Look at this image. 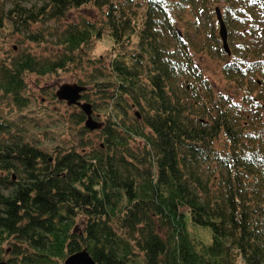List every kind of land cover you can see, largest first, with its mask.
Returning <instances> with one entry per match:
<instances>
[{
	"label": "trees",
	"instance_id": "1",
	"mask_svg": "<svg viewBox=\"0 0 264 264\" xmlns=\"http://www.w3.org/2000/svg\"><path fill=\"white\" fill-rule=\"evenodd\" d=\"M82 8L100 19L64 22ZM1 31L23 37L0 60V259L6 245L10 264L83 249L96 264H264V0H0ZM105 32L114 57L98 69L85 50ZM45 41L48 58L14 53ZM194 55L219 65L224 87ZM82 62L91 72L77 85L92 83L101 105L81 99L103 122L79 137L98 143L83 137L50 158L29 136L32 116H50L30 107L26 78Z\"/></svg>",
	"mask_w": 264,
	"mask_h": 264
},
{
	"label": "rangeland",
	"instance_id": "2",
	"mask_svg": "<svg viewBox=\"0 0 264 264\" xmlns=\"http://www.w3.org/2000/svg\"><path fill=\"white\" fill-rule=\"evenodd\" d=\"M41 2L42 0H18V3L24 6H39ZM82 19L89 22H94L98 21L100 17L98 14H96L95 11H92L88 8H82L79 10L71 11L63 20L64 22H78ZM52 25V23L37 25L34 26V30L46 32L47 30L51 29ZM7 29H10V26L7 25L5 30ZM22 37V35L16 34L7 35L5 31L0 32V60L6 59L3 55L4 53H7L8 57H12L14 55L11 51V47L16 46V42ZM111 46H113V44L109 40L107 32H105L102 34V37L98 41H93L86 50L84 49L85 51H87L84 58H89L90 60H94V62L101 58V62L98 63L97 61V63H95V67L98 69H102L103 66L109 63L110 59L114 57L113 54L110 55V51H112L110 50L112 48ZM54 48L55 45L53 41H45L44 43H41V45H33L24 42L23 45L14 50V53L23 50L25 52H32L36 56H40V58H48L53 55L54 51H56V48ZM194 56V64L197 65L198 63H200L201 76L210 81L211 84H214L215 86H218L220 88L224 87L225 81L223 79V76L219 72V65L217 63H213L210 60L204 61L202 64L200 60H198L197 56ZM82 64L86 65L88 68L84 69L83 71L77 69H69L42 78L33 75L26 78V91H28V95H30L34 101L33 103H31L30 107L33 109L35 108L36 112L39 111V108H41V110L49 112L50 116L48 118L44 117V120L32 116L37 120V124L40 126L39 128H41V130H37L39 128H34L31 130L32 134H29V136L36 140V144L39 148L48 152V156L50 158L56 155V149L59 145L61 146L60 151L63 152L64 150H68L66 148L70 146H77L78 140H82L83 137L91 139L93 141L92 145H96L98 143L95 134H83V137H79V131L83 128L85 121L84 119L82 122L78 121L76 124V120L74 119L73 115L79 113V108L75 106H67L64 101L61 102L59 100H56L55 98V93L60 86L77 84L79 80H82L87 73L89 74L91 72V66H89V64H86L85 62H82ZM85 87V93H87L86 95L90 98V100H95L100 106V96L98 94L97 96H95V93L92 89L94 88V85L92 83H89L88 85H85ZM81 103L89 102L81 99ZM93 112V119L97 122H103L102 118L100 116H97L99 114H96L95 110ZM13 115L19 116L18 113ZM39 141L41 142L40 145ZM181 211L186 212V209L183 208L181 209ZM189 230L192 232L193 236L202 239L204 244H209L211 242L210 234L206 230H202L199 228H196V230L189 228ZM3 249L4 253L0 259V262L4 261L7 264H10L9 256L11 255L7 249V246H3ZM134 259V261L127 264H144L141 255L135 257ZM12 261L18 263L16 259ZM63 263L64 262H59V264Z\"/></svg>",
	"mask_w": 264,
	"mask_h": 264
},
{
	"label": "water",
	"instance_id": "3",
	"mask_svg": "<svg viewBox=\"0 0 264 264\" xmlns=\"http://www.w3.org/2000/svg\"><path fill=\"white\" fill-rule=\"evenodd\" d=\"M217 20L219 22V36L221 38L223 48L228 52L226 45V31L221 15L219 11H216ZM85 91L84 88L79 87L77 84L73 85H62L58 88L55 93V96L59 101L66 102L67 105H75L81 109V111L86 115V120L84 126L89 131H94L100 129L102 125L92 119V110L91 106L87 103H81L82 93ZM0 264H7L6 262H0ZM63 264H96L88 251L83 249L79 252L69 255Z\"/></svg>",
	"mask_w": 264,
	"mask_h": 264
},
{
	"label": "bare ground",
	"instance_id": "4",
	"mask_svg": "<svg viewBox=\"0 0 264 264\" xmlns=\"http://www.w3.org/2000/svg\"><path fill=\"white\" fill-rule=\"evenodd\" d=\"M171 15H172V14H171ZM214 20H215V19H214ZM215 21H216V20H215ZM179 26H180V25H179ZM179 28H180V27H179ZM181 28H182V27H181ZM181 28H180V29H181ZM181 30H182V29H181ZM181 30H180V31H181ZM177 33H178V32H177ZM179 33H180V32H179ZM181 39H182V38H181ZM165 58H167V57H165ZM193 60H194V59H193ZM195 65H196V64H195ZM174 69L176 70V68H174ZM187 71H188V70H187ZM176 72H177V70H176ZM179 73H180V72H179ZM189 74H190V73H189ZM165 81H166V80H165ZM164 83H165V82H164Z\"/></svg>",
	"mask_w": 264,
	"mask_h": 264
}]
</instances>
